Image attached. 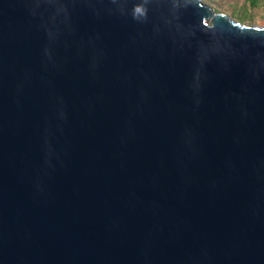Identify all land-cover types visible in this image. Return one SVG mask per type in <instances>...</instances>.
Wrapping results in <instances>:
<instances>
[{"label":"water","instance_id":"obj_1","mask_svg":"<svg viewBox=\"0 0 264 264\" xmlns=\"http://www.w3.org/2000/svg\"><path fill=\"white\" fill-rule=\"evenodd\" d=\"M0 264H264V26L0 0Z\"/></svg>","mask_w":264,"mask_h":264},{"label":"rangeland","instance_id":"obj_2","mask_svg":"<svg viewBox=\"0 0 264 264\" xmlns=\"http://www.w3.org/2000/svg\"><path fill=\"white\" fill-rule=\"evenodd\" d=\"M236 21L264 26V0H203Z\"/></svg>","mask_w":264,"mask_h":264}]
</instances>
